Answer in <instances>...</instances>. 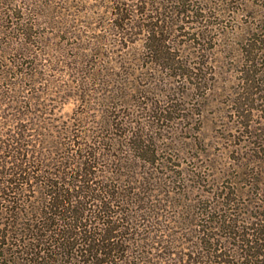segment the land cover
Masks as SVG:
<instances>
[{"label": "rangeland", "instance_id": "obj_1", "mask_svg": "<svg viewBox=\"0 0 264 264\" xmlns=\"http://www.w3.org/2000/svg\"><path fill=\"white\" fill-rule=\"evenodd\" d=\"M148 15L169 61L148 53ZM80 130L118 142L136 181H163L178 249L196 203L264 216V0H0V154L27 135L54 162Z\"/></svg>", "mask_w": 264, "mask_h": 264}, {"label": "trees", "instance_id": "obj_2", "mask_svg": "<svg viewBox=\"0 0 264 264\" xmlns=\"http://www.w3.org/2000/svg\"><path fill=\"white\" fill-rule=\"evenodd\" d=\"M142 20L148 53L169 61L165 26L158 16ZM84 130L65 139L62 148L69 149L54 162L46 161L27 135H21L23 144L14 135L7 139L9 152L0 154V259L9 256L13 264H264L263 214L249 226L239 225L226 212V202L208 208L196 203L195 215L186 211L180 221L189 237L178 249L174 242L180 238L162 236L168 225L158 220L168 202L159 196L163 181L154 175H138L136 181V159L117 157L118 142L100 138L98 131L95 139L85 138ZM142 144L137 147L143 149ZM140 161L151 164L156 158ZM7 210L13 215L8 224L3 221Z\"/></svg>", "mask_w": 264, "mask_h": 264}]
</instances>
